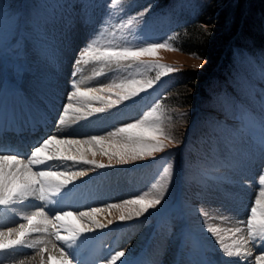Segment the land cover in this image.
<instances>
[{"label": "rangeland", "instance_id": "374dc122", "mask_svg": "<svg viewBox=\"0 0 264 264\" xmlns=\"http://www.w3.org/2000/svg\"><path fill=\"white\" fill-rule=\"evenodd\" d=\"M208 1L121 0L117 5L113 4L112 0H0V93L9 82L11 90L9 93H4L3 99L9 102L8 106H14L19 110L23 122L34 115L42 117L46 113L48 116L46 119L51 120L52 125H55L50 129L49 135L58 134L59 132L55 130L61 126H80L79 119L73 116L70 118L66 116L65 125L58 124L65 103L79 107L75 99L69 101L67 98V94L72 91L71 82L74 79L82 80V87H99L113 79L128 76L129 73L135 74L137 79H155L162 69L149 65H167L178 70L162 76L152 89L139 97L117 105L120 107L117 110H114V107L107 108L106 104L99 101H90L92 107L106 109L104 112L94 113V117L90 116L92 120L90 124L94 125V129L89 128L90 134L84 129L85 134L82 135V130H74L76 133H73L71 131L73 127H70L68 129L70 135L62 136L84 139L89 135H98L105 137L106 140L125 142L126 137L123 135L108 134L125 123L140 119L159 102L161 108L158 114L161 116V126L166 135L173 137L172 142L164 136L160 137L166 148L164 152L155 153V159L146 157L140 161L117 165L113 158L111 161L113 166L108 168L94 169L91 165L73 167L72 170L89 169L88 175L78 179L76 185H69L68 190H72L73 199L90 194L88 206L83 208L84 201L78 202L82 207L78 210L83 211L92 207L103 208L108 204L119 203L146 192L148 193L146 199L152 198L157 190L151 185L160 180L162 168L171 165V177L164 198L155 208L135 218L138 220L119 221L117 217L120 210L106 207L107 220L104 224H107L109 219L113 220V223L87 234L91 240L103 236L102 239L97 240L104 252L103 260H99V264H104L116 251L126 253L125 257L121 258L123 264L148 262H152L148 264H233L234 262L231 259L219 258L223 257L221 253L224 251L215 249V246L207 241L212 233L208 231L209 225L205 223L208 212H205L204 206L208 205L210 197L222 203L221 206L224 208L226 206L227 202H222L221 196L210 194L217 188L215 182L223 180L236 182L237 178L249 177L248 181L255 182L260 188L258 184L260 177L264 175V159L260 162L263 170L252 173L238 158L241 156L244 159L245 154L238 151L236 155L234 151L243 143L245 136L254 138L258 145L264 147V128L261 127V122H264V55L261 51L264 49L251 51L233 47V54L226 64L225 72H222L221 76L214 75L209 83L206 98L196 92L191 107H181L174 102L172 95L178 88V80L186 76L187 72L206 71V62L203 59L183 52L179 46H176L179 43L174 45V42L176 43L174 40L177 38L176 32L185 23L192 21ZM141 12L144 15L138 16L137 14ZM130 19L131 23H129ZM63 20H68V23L64 21L65 29L57 35L58 40H51L50 37L46 40L51 24ZM72 28L75 35L80 37V40L66 47L72 60L66 58L58 60L59 55L56 50L64 47L63 38L60 36L67 33L66 29L69 31ZM108 33L111 36L107 38ZM97 37L100 46H142L168 40L180 50L158 49L154 56H143L135 63L124 61L119 67L115 64L95 61L76 65L75 61L80 49ZM67 41L70 42L69 39ZM34 53L38 56L46 53L49 60L36 58ZM128 64H132V67H127ZM39 69L42 70V78L36 84L35 76ZM64 71L68 73L64 74ZM73 72H76L75 76ZM97 72L104 74L96 76ZM27 73L31 75V79L25 88L22 84ZM51 83L54 84V88L67 86L61 99L58 100L51 95L49 89ZM122 109H127L128 113L124 114ZM89 111L90 109L86 107L83 113L80 112L79 117L83 119L85 116L82 114L85 115ZM34 112L35 114L32 115ZM43 135L44 133L37 139L38 142L45 137H42ZM224 149L230 154V159L224 158L221 153ZM86 157L100 163H109L108 157L101 155L99 148L96 149L95 156L89 152ZM66 163L71 165V162ZM110 169L118 170L116 173L120 178L112 179L109 175ZM249 172L252 175L247 174ZM97 187L107 189L105 193H100L102 197L107 196L106 199L96 194ZM32 199L33 206L36 205L32 209H37L41 204L35 203L36 198ZM255 199L256 196H252L251 199L241 202L236 212L241 210L246 213L237 218L238 221H246ZM26 202L28 200L24 203ZM23 204L13 205L5 210L14 211ZM42 204L44 205L43 202ZM59 204L61 206L53 207L57 211L77 210L67 197L62 196ZM2 211L3 209H0V214ZM111 211L115 212L110 215ZM49 213L52 215L56 212ZM6 214L19 223H27L22 217L16 218L18 214L12 216L6 212L4 215ZM241 228L243 236L247 239L246 225H241ZM52 231L49 225L48 232ZM61 234L66 233L61 231ZM46 236L53 237L48 233ZM176 244L177 248L182 246V249L178 250L179 255L175 257ZM82 246L84 243L80 245ZM94 246L98 247L97 243ZM247 246L251 252L250 264H257V258L264 257V243L257 241ZM80 249L77 250L78 252L75 251L76 256L85 251L84 248ZM90 255L87 254V257ZM191 257L195 258L192 260ZM94 261L91 257L90 263L94 264ZM117 264H120V261Z\"/></svg>", "mask_w": 264, "mask_h": 264}, {"label": "snow or ice", "instance_id": "6c2138e0", "mask_svg": "<svg viewBox=\"0 0 264 264\" xmlns=\"http://www.w3.org/2000/svg\"><path fill=\"white\" fill-rule=\"evenodd\" d=\"M112 3L118 5L121 0H112ZM137 15L142 16L144 13L141 12ZM129 23H131V19ZM158 49L180 50L168 40L147 43L142 46H100L99 37H97L80 49L75 64L79 65L81 62L87 64L95 61L115 64L119 67L124 61L135 63L139 62L143 56H154ZM127 67H132V64H128ZM149 67L160 68L162 71L157 74L155 79L147 80L137 79L135 74L129 73L128 76L113 79L99 87H82L83 81L74 79L71 82L72 91L67 94V98L69 101L76 99L82 104V107L65 103L58 124H66V116L70 111L83 112V108L87 107L90 109L85 114V118H87L93 113L106 110L105 107H92L90 101L104 103L107 108L132 101L133 98L152 89L156 81L162 76L178 71L167 65L157 64L149 65ZM103 74V72H97L96 76ZM75 75L76 72H73V76ZM160 108L161 105L157 102L140 119L125 123L108 134L109 136L123 135L126 140L122 143L106 140L105 137L98 135L74 139L51 134L33 146L28 155L21 153L18 149L0 145V209H10L11 206L23 204L30 198L53 202L54 198L62 197L69 190V185L88 175L89 169L86 168L72 170L76 165H91L94 169H103L113 166L111 163L113 158H115L117 165L140 161L146 157L155 159L154 154L164 152L166 148L160 137L164 136L169 142L173 140L172 136L164 133L161 126V116L158 114ZM97 148H99L101 155L108 157V164L86 157V153L89 152L95 156ZM66 162H71V165ZM170 177L171 165L169 164L162 168L160 180L151 185L153 189L157 190L155 196L146 199L148 196L146 192L119 203L108 204L106 207L120 210L117 217L119 221L140 217L161 203ZM259 184L260 190L250 208L246 221L239 222L241 225H246L247 239L241 237L240 241H234L232 246L221 245V250L228 257L246 258L251 255L246 245L257 241L264 243V175L260 177ZM102 211V208L96 207L84 211L60 210L52 216L45 208L37 207L34 213L22 217L27 223H20L16 228L9 227L6 231H0V252L18 246L35 249L38 245L44 244L45 241L41 238L25 245V238L32 233L44 232L54 236L55 241L59 242V244L53 243L52 245L59 256L53 255L47 247H39L37 252V255L40 256L39 264H78L74 250L87 242V234L113 223L111 219L108 220L107 224H103L97 219L98 214ZM38 225H43V227ZM49 225L53 230L51 233L48 232ZM61 231L66 234L62 235ZM208 231L215 233L217 229L209 227ZM230 231L239 233L243 229L236 227ZM237 244L239 246H236ZM45 253H48L46 258ZM125 255L124 251H116L104 264H117L118 261L123 264L121 258ZM18 264H24V262L20 261ZM257 264H264V257H258Z\"/></svg>", "mask_w": 264, "mask_h": 264}, {"label": "bare ground", "instance_id": "6f19581e", "mask_svg": "<svg viewBox=\"0 0 264 264\" xmlns=\"http://www.w3.org/2000/svg\"><path fill=\"white\" fill-rule=\"evenodd\" d=\"M61 16H63V15H61ZM64 21L68 23V20H63V21H60L59 23L55 22L56 24L55 23L51 24L52 27H50V30L47 32L46 40L48 39V37H50L51 40H53V39L58 40L57 35L59 33H61V30L64 31V29H65L64 28ZM71 23H73V22H71ZM66 32L67 33L64 34V36L63 35L60 36V38H63V40H62L63 43L62 44L64 45V47L63 48L59 47L58 49L56 48L57 49L56 52L59 55V56H57L58 60H63L65 58L67 60H72V57L69 56L68 53H67L66 47L68 46V44H72L73 42H76V41L80 40V37L78 35H75L74 28L70 29L69 31L66 29ZM78 32H80V31H78ZM110 36L111 35H109V33H108V36H106V37L108 38ZM103 37H105V35H103ZM67 39H69L70 42H68ZM65 41H66V43H65ZM53 49L55 51V47H53ZM36 54H38V53H36ZM45 55H46V53H44L42 55L39 54V56L36 55L37 56L36 58L39 57V58H41L43 60H49L48 59V55H46V56ZM46 70H48V69H46ZM63 73L66 74L68 72L64 71ZM59 75L61 76L62 74H59ZM35 77H36V81H37L36 84H38L40 82V79L42 78V70L39 69ZM30 79H31V75L29 73L25 74L24 83L22 84V86L26 88V85L28 83H30ZM53 81L55 82V80H53ZM6 85H5L6 87H4L2 92L0 93V140H2L3 138H7V136L10 133H12V135H15V137L17 139H20L22 137H25V136H28V135L32 134L33 135L32 136V147H33L35 144L38 143L37 139L43 133H40L38 135H35V134L38 133L39 131L45 132L46 130L52 129L53 128V126H51L52 125V121L46 119L47 118V114H45L43 116V120L44 121L36 122L34 119L27 120V123H29V122L32 123V125H31V127H32L31 133H29V130H24L25 123H22L24 120L21 119V113L19 112V110L16 107H14V106H8L9 102H7V100L5 98L3 99L4 93H9L10 90H11L10 89V83L8 82V84H6ZM53 86H54L53 83H51V85L49 86V89H51L50 93H52L51 95L54 98L58 99V100L61 99L64 91L67 89V86L66 87L64 85L56 86V88H54ZM58 87H60V88H58ZM24 101H26V100H24ZM76 103L79 104V107H82V106H80L82 104L79 101L76 100ZM118 108H120V107L115 106L114 110H117ZM85 110H86V107L83 108V112ZM122 111H123L124 114L128 113L127 109H122ZM83 112H81V113H83ZM71 113H72V111H70L67 114L68 118L73 116L76 119H79L78 120V122H79L78 124L80 125V126H76V125L72 126L71 125L70 127H73L71 129V131L73 133H76V132H74V130H79V131L82 130L81 134L84 135L85 134V132H84L85 130L84 129H87V134H88V132L90 134L89 128L91 127L92 129H94L93 128L94 125L92 123L90 124V122H92V120L90 119V116L94 117L93 115H95V114L93 113L92 115L87 116V118L84 117L83 119H81L79 117L80 116V112H74L73 115ZM82 115L85 116L84 114H82ZM32 118H36V117L32 116ZM43 122H45L46 124L40 125ZM48 126L50 128H47ZM70 127L61 126V127H58V129L55 130V131L59 132L58 135H60V136H64V135L68 136L67 134L70 135V132L68 131V129ZM261 127L264 128V122H261ZM24 132L26 134H24ZM19 134H22V135H19ZM89 136H91V135H89ZM251 137H253V136H251ZM243 139H244V137H243ZM3 146H8V147H11V148L18 149V150H20L21 153H22L23 149H27L26 146L21 147L23 149L16 148V146H13L12 142L10 143L9 140H8V143H6ZM25 151H27V150H25ZM226 151L227 150L224 149V150H222L221 153L223 154L224 158L230 159L231 158L230 154L227 153ZM238 151H241V154H243V153L245 154L244 155V159H242L243 157L238 156V158L241 159V161L246 164L245 168H248L250 171H252V173H259L262 170V165H261L262 163H260V162H262V160L264 159V147L258 145L254 141V138L252 139V138H250L248 136H245V140L243 141V143L240 145V147L238 149L236 148L235 151H234V152H236V155H237ZM25 155H27V153ZM86 156H87V153H86ZM117 171L110 169L111 174H109V175L111 176L112 179L120 178V176L116 173ZM237 171H239V170L237 169ZM247 174L252 175L250 172L247 173ZM226 179L228 180V176L226 177ZM248 179H249V177L248 178L245 177L243 179L237 178L236 182H233V181L230 182V181H224V180L221 181V182H215L214 181L217 188L215 189V191L210 192L211 196H214V195H217V197L221 196V201L224 202V203L227 202L226 206L224 208V206H221L222 203H219V202H217L216 200H214V199H212L210 197L209 201H208L209 202L208 205L206 207L204 206L205 212H208L206 214V216H205L206 219H207L205 221V223L207 225H209V227H214V228L217 229V231L215 233H212L211 238H207V241L211 242V244L213 246H215V249H217V250L221 249V245L222 244L226 245V246H232L234 241H240V238L244 237L243 236V234H244L243 231H241L239 233H234L233 231H230V230L231 229H235L236 227H241V225H239L240 221H238L237 218H239L241 215L246 213V212H242L241 210L238 213L236 212V210L239 209V206L241 205V202H244L246 199H251L252 196H256L257 197L258 192L260 190V188H258V186L255 185V182L253 183L251 181H248ZM76 181L73 183V185H76ZM243 182H245V183H243ZM107 184H108V182H107ZM123 186H124V184H123ZM106 191H107L106 188H101V187H97L96 188V194H99V195H100L101 192H102L101 194H103ZM111 193H112V191H111ZM71 194H72V190L66 192L63 196L67 197L71 201V203L73 204V206L76 209L77 208H82L80 205H78L79 200L80 201H84L83 208L88 206V200H89V195L90 194H88L87 196H80V197L77 196L75 199L71 198ZM230 195H231V197H229ZM100 197L103 198V199L107 198V196L102 197V195H100ZM92 198L90 200H92ZM32 201H34L32 198L28 199V202L24 203L21 207L16 208L14 211L13 210L10 211V210L3 209V211L0 214V231H6V229L9 228V227L16 228L20 224L18 221H15L14 219H12L10 217H7V214L4 215L6 212H9V215L11 214L12 216H14L15 214H18V215H16V218L24 217L25 215H29V214L34 213L36 211V209H32V208L34 206H36V205L33 206ZM97 208H100V207H97ZM102 209H103V211L98 214L97 219L101 223L104 224L105 223L104 221L107 220L106 212L108 210L105 211V209H107L106 207H103ZM114 212L115 211H111L109 213H110V215H112ZM233 214H235L234 215L235 217L232 216ZM135 218L136 217H134V218H132L130 220H127V221L138 220V219H135ZM38 226L39 227H43V225H38ZM98 229H100V228H98ZM98 229H96V230H98ZM41 238L45 241V243L41 244V245H38V247L35 248V249L29 248L27 246H18V247L14 248V249H10V250L5 251V252H0V264H18V262H20V261H23L24 264H39L40 256L37 255V252L39 251V247H47L49 249V251L53 255L59 256V253L55 249H53V247H52L53 243L59 244V242L55 241L54 236L47 238L46 233H44V232L32 233L31 235L27 236L25 238V245L30 244L34 240L41 239ZM244 239H245V237H244ZM87 241L88 242L91 241V238L88 237ZM218 241H219V243H218ZM236 246H239V244H237ZM246 247H247L248 250H250V248L247 245H246ZM79 249L80 248L78 247L74 251H77ZM178 250L179 249L177 248V244H176V249H174L175 257L178 255V253H177ZM99 252L100 251H99L98 247H96V246L93 247L91 252L89 250L85 249V251H82V252L78 253L77 256H76L78 264H91L90 263L91 257H92V260H94V257ZM85 253H87L89 255L91 253L92 255H90V257H87V254H85ZM221 254H222L223 257H219V258H222V259L224 258V260L231 259V260L234 261V262L230 261L233 264H250V262H251L250 259H249V258H251V255L246 257V258H239V257H228V256L225 255L224 252L221 253ZM47 255H48V253H45V258L47 257ZM182 258H184V257H182ZM184 260L185 259H183V261Z\"/></svg>", "mask_w": 264, "mask_h": 264}, {"label": "trees", "instance_id": "16d2710c", "mask_svg": "<svg viewBox=\"0 0 264 264\" xmlns=\"http://www.w3.org/2000/svg\"><path fill=\"white\" fill-rule=\"evenodd\" d=\"M175 37L174 45L206 62L204 73L187 72L178 80L172 95L181 107H191L194 93L206 98L214 75L225 72L233 47L264 49V0H209Z\"/></svg>", "mask_w": 264, "mask_h": 264}]
</instances>
